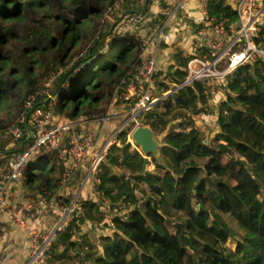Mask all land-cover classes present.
Masks as SVG:
<instances>
[{"label": "trees", "instance_id": "trees-1", "mask_svg": "<svg viewBox=\"0 0 264 264\" xmlns=\"http://www.w3.org/2000/svg\"><path fill=\"white\" fill-rule=\"evenodd\" d=\"M122 1L0 0V132L24 111L25 98L56 66L63 68L52 86L56 111L64 114V120L95 128L92 134L97 149L102 147L121 119L103 125L98 119L109 111L116 87L127 85L129 72L141 63V50L146 46L140 36H121L122 32L115 28L111 32L115 22L119 21L120 26L125 17L139 14L140 5L146 2L142 24H152L155 31L162 28L155 44L158 50L169 45L172 35L179 42L187 22H194V16L190 17L188 12L181 18L183 24L179 26L183 28H177L173 20L162 27L168 15L163 11L147 14L152 0H137L132 6L133 0H125L128 13L117 16L108 26V14H113L115 5L119 7ZM156 1L162 8H169L164 0ZM237 1L208 0V13L223 22L226 29L235 27ZM187 3L183 2L180 8L191 10ZM255 43L264 47V23ZM188 58L176 50L169 54V66L165 69L156 57L161 80L169 78L175 85L180 84L186 75ZM160 83L162 96L169 84ZM206 87L204 82H193L162 98L160 105L146 114L147 121L142 125L165 133L166 146L161 149L164 163L158 164L151 157L154 172L143 171V158L130 154L129 143L121 148L111 147L95 172L101 180L99 189L111 203L103 205L99 200H91L89 189L84 190L87 199L76 202L84 218L97 226L104 223L110 205L117 203L114 193L123 191L126 184L125 176L118 174L120 169L132 174L135 181L146 179L148 183L142 208L133 209L123 220L114 218L113 229L104 223L111 233L100 234L97 247L105 264H264V63L238 67L220 86L224 93L219 91L213 98L218 105L209 144L203 143L202 132L194 120L207 104ZM172 109L174 119L170 118ZM185 113L189 129L184 132V122L179 117ZM21 129L23 138L17 142L18 151L30 142L28 126L22 125ZM127 135L123 128L113 140H124ZM2 151L4 159L10 157V153ZM187 152L188 157L184 155ZM74 167L73 160L67 156L59 158L54 151L32 158L22 176L29 189L40 196H51L59 189L65 170ZM160 167L165 171L163 176L157 172ZM124 191L121 200L133 198V190ZM62 203L70 202L62 198ZM74 211L64 230L67 250L76 248L71 241L73 227L81 221ZM148 212L162 224L167 235L150 220ZM56 239L62 241V234L57 233ZM18 248L10 255L16 256ZM66 249L57 254L52 246L47 250L49 261L62 260Z\"/></svg>", "mask_w": 264, "mask_h": 264}, {"label": "built area", "instance_id": "built-area-1", "mask_svg": "<svg viewBox=\"0 0 264 264\" xmlns=\"http://www.w3.org/2000/svg\"><path fill=\"white\" fill-rule=\"evenodd\" d=\"M182 1L185 2L186 0ZM117 5H115V9ZM207 6L208 0L200 2L199 12L194 20L195 29L192 33L191 44L188 47L189 58L186 62L185 78L166 94L171 93L170 95H173L179 89L189 86L193 82H204L207 86L204 94L208 98L214 93L215 88L221 86L224 80L238 67L245 64L264 63V47L255 43L259 27L264 23V0H238L235 6L238 22L235 27L230 29H226L223 22L211 16ZM180 7L177 5L173 10L167 7L163 8V11L168 13L172 20L177 18L176 12ZM138 15L125 18V22L123 21L125 23L124 29H127L128 26L134 27L139 19H143V15ZM119 30L122 31L120 28ZM223 62L226 65L218 69V65ZM156 72V57L155 53H152L147 60L142 62L140 68L131 74L125 92L122 93L123 96L120 94L112 111L98 119V122L103 125L112 119L122 117L121 110H123L129 118L121 127H129L131 123L137 122L143 115L150 113L156 106L160 105V101L166 94L162 96H155L154 94ZM46 87H48L47 84L43 88H36L26 98L24 111L5 130V134L12 136L16 142H20L23 138L21 127L22 125L28 126L30 141L8 163V174L0 180V208L7 212H10L6 203L9 188L11 189L12 185L22 178L23 171L32 158H38L55 151L59 158L67 156L73 160L75 167L66 169L63 174L62 183H65L74 171L82 168L89 159L92 162L88 175H93L106 154L108 145L113 140L111 137L105 146L103 145L104 147L98 150L94 135L83 128L82 124L74 122L55 123L54 98L51 99L52 103H47L48 100L45 101L44 99L40 102L41 97L48 96L45 93ZM122 204L123 206L118 207L119 209L128 207L125 202ZM116 205L119 206L120 203ZM12 218L18 225L25 227L24 222L16 214H12ZM60 227L62 228V224H58L53 232L47 236L30 231L32 259L28 264H51L50 256L47 254L49 249L47 246L55 239L56 234L61 229Z\"/></svg>", "mask_w": 264, "mask_h": 264}, {"label": "rangeland", "instance_id": "rangeland-1", "mask_svg": "<svg viewBox=\"0 0 264 264\" xmlns=\"http://www.w3.org/2000/svg\"><path fill=\"white\" fill-rule=\"evenodd\" d=\"M146 1H148V0H146ZM181 1L179 3H177L175 6H174V3H170V4L168 3L170 10H173L177 5L182 6L183 1L182 2ZM136 2L138 3L137 0H133V2L131 3V6L132 5H136ZM151 2L152 1H150V4H151ZM145 3L146 2H144L142 5H140L141 6L140 7L141 10L138 11V13H139L138 16L143 15V18L146 16V13L144 11H142L144 9ZM128 4H129V2H128ZM127 6L128 5L125 3V0H123L122 3L119 5V7H117V9L114 11L113 14H108L109 18L107 19V23L106 24H108V26H109L110 24H112L114 22V20H115V18L117 16H120V18H121V17H123V15L127 14L128 13V12H126L127 11L126 10ZM155 8L158 9L157 6ZM182 8H179L178 11L176 12L177 18H178V15L179 16L181 15ZM162 11H163V8H162ZM148 14H152V13L150 12ZM132 15H135V13L132 14ZM132 15H129V16H132ZM167 15H168V13H167ZM129 16H127L125 18H128ZM176 19H172V20H173V22H176L175 23L176 27L179 28L180 27L179 25H182L183 22L180 19H177V20ZM194 20H195V18H194ZM142 21H143V19H139L134 27L128 26L127 29H124L125 23H122L119 26L118 25L119 21H118V22H115L114 27L110 31L113 32V31H115L114 28L116 30H119V28H120V29H122L121 36H123V35L140 36L145 41L146 44L149 43V46H150V44L151 45H155L156 44V40L158 39L157 37H158V34H159L160 30H156L155 31L152 28V24H150V23H143L142 24ZM170 21H171L170 17L167 16V18H166V20H165V22H164L162 27L165 26V23L168 24V22H170ZM175 24L173 25L171 23V26L173 25V28H174ZM187 25L188 26H187L186 31H184L182 33L181 40L179 42H177V45H176L177 50L178 51L180 50L185 55L189 54L188 53L189 52L188 47L190 46L191 40H192V39H190V36H192V33H193L194 29H195V23L194 22H189L188 21ZM166 29H168V27ZM145 51H148V47L142 48V50H141V60L142 61H141V63L139 64V66L137 68H140V65L142 64V62H144L148 58V54L149 53L145 54ZM225 65H226L225 62L219 64L218 65V69L223 68ZM168 66L169 65L166 64L165 65V69ZM62 69H63L62 67L53 66L51 68V70L41 80H39L37 82V85H35L36 88H39V87L43 88L44 85H46V84L48 85V87H46V89H45V93L48 96L44 95L43 97H41L40 102H42L44 100L45 101L48 100V101H46L47 103H49V102L52 103L51 99L54 98L53 94H52V88H53L52 86L54 85V82H55V79H56L55 78L56 75L60 76L62 74V72H63ZM136 69L130 70V72H129L130 76H131V74L135 73ZM165 71H167V70H165ZM162 81L167 82V84H169V87H168L169 90L167 92L173 90L174 87L176 86L169 78H166L165 80H161V75H160V73L157 72L155 90H154L155 96H159V94L161 95V93L164 91L162 89L161 83H160ZM222 86H223V84H222ZM36 88H35V90H36ZM125 88H126V84L123 85L121 88L116 87V91L114 93V99H113L112 104L109 107V111L107 112V114H109L110 111H112L113 105L117 104L120 94L123 96L122 93L125 92L124 91ZM47 89H48V91H46ZM219 91H220V93H224V89H222V87L218 86V87L215 88L214 93L207 98V100H208L207 104L202 109L203 112H205V113L201 112V113L196 114L194 116V120H195V123H196L195 126L197 128L199 127L200 131L202 132L203 143H207V144L210 143V141H211L210 133H212L214 131L215 127H216L215 110H216V106L218 105V102H214L213 98L217 94V92H219ZM166 93H163V94H166ZM30 95L31 94H29L28 96H30ZM26 98H25V100H26ZM220 98H222V96H220L219 99ZM42 99H44V100H42ZM53 101L55 103V105H54L55 123L62 124L64 122H71V121H68L67 119L64 120L63 119V115L64 114L61 115V114H59L56 111V109H55V107H56V99L54 98ZM39 106H41V104H39ZM23 109H24V102L22 104V111H23ZM172 111L173 112L171 113L170 118L174 119L175 115H176L174 113L175 110L172 109ZM121 112H122V114H121L122 117H119L121 119V123L115 128L114 132L106 139L105 143L103 144L104 146L110 140L111 137L114 138V136L116 135V132H119V131H121L123 129V127H121V126L129 118V116L125 112H123V110H121ZM205 114H208L207 117H206ZM19 116L17 118H19ZM187 116H188L187 113H185V114H181L180 117H179L181 122H184L183 129H182V131H184V132L189 129V126L187 125ZM17 118L14 119L11 124H13L17 120ZM146 121H147V118H146V114H145V115H143L142 118L138 119L137 122L131 123L129 127H124V129L128 131L127 137L124 140H121V141L111 140V143L108 145V150L111 147L121 148L126 143H129L130 144V148H129L128 151L130 152V154H133V156H135V157L141 156L143 158V154L141 153L140 149L138 147H136L134 145V143L132 142V140L130 138V134H131L132 130L137 125L145 124ZM74 123H78V124L81 125V122H74ZM177 129H179L178 126H177ZM155 134L156 135H160L161 138H164V135H165V133L159 134V131H155ZM0 135L5 136V138H6L5 140H7V141H10V140L14 141V138L12 136L7 135V134L5 135L4 131L0 132ZM103 145H102V147H104ZM168 154L171 155L172 151H168ZM184 155L186 157H188L189 153L187 152ZM224 159H225V161H227V158H224ZM102 160H103V158H102ZM5 162L7 164L6 160H5ZM91 162H92V160L89 159V161L82 168L75 170L74 173L72 174V176H70L65 181V183H62L63 176H62V178H61V180L59 182L60 188H62V189L64 188V198L68 199L70 203L68 205H66L65 203L64 204L62 203L63 204V208H62L63 210H62V213H61L59 221L57 219L58 224H62V228L60 227L61 229L58 232V234H62V241L58 242L56 237H55V239L53 240L54 242L52 241L50 243V245H48L47 247H49V249H50L53 246V249H55V252L57 254L61 253L62 251H64L66 249V246H67L65 244L66 243L65 242V238L63 237L64 236V230H65L66 226L69 224V222L71 221V218H72L71 215H72L74 210H75L74 212H75L76 216L79 217L80 220H81L78 223V225L73 227V237L71 238V241L76 243V248L72 249V250H67L66 249L67 250V252H66L67 256L64 255V258H63L64 259V264H105L103 262L101 253H100V251H99V249L97 247L98 236L100 234H104V233H111V231L108 229V225H109V228H111V229L114 228L113 227L114 226L113 225V219L114 218H122V220H123V219H125L126 217L129 216V213L133 209L142 208L143 204H144V202L146 200L147 193H148V183H147L146 179H141L140 181H135L134 176H132V174L128 173L125 170H121L120 169L119 170L120 173H118V174L119 175H124L125 176V182H126V184L124 185L123 191L124 190H133V198L128 199L126 201L121 200L123 198V193L125 191L124 192L123 191H121V192L120 191H116L114 193V195L117 194L116 195L118 197L117 201H116L117 203L113 202L114 204L112 203V205H110V207H109L110 208L109 211H108L109 213L104 215V218H105L104 223L107 222L108 225H107V223L105 225H104V223H100L97 226H93L92 223L90 224V222H89L90 220L88 218H84V216L82 214V209H81V207H79L80 204L76 203V202H79L81 200V198L87 199V195H85L86 193L84 192V190H87V189L90 190L89 192L92 195L91 198H90L91 200H93V199L94 200H99L101 202V204H103V205H106V204L108 205V203H111V202H110V199L108 197H106L105 192L99 189V185L101 184V180H99V179H97L95 177V172L96 171L93 172L94 173L93 175L88 176L89 170L91 169ZM139 163L140 162H138V164ZM163 163H164V161L163 162L162 161L158 162V164H163ZM155 170H156V168H155V166H154V164H153V162L151 160V156H149L148 164L146 165V168H145L144 171L154 172ZM114 171H115V169H114ZM157 172H158V174L160 176H163L164 173H165V171L161 167H160V170L157 171ZM76 174H79V176H77ZM77 179H79L78 183L76 182ZM20 180L18 181V183L20 182ZM9 191H10V188H9ZM9 191H8V193H9ZM117 192H120V193H117ZM23 194L24 195H22V197H20L21 198L20 200L22 202H24L25 201L24 199L26 198L30 202H33V203H31L32 205H35L36 203H39V200L43 199V200H46L48 208H49V205L52 204L51 201H53L54 198H55V196H52V195L49 196L48 194L44 195V196L42 195L41 198L38 197V196H35L33 194H30V195H28L27 193H23ZM259 198H260V200L263 199L262 196H260ZM123 202H126L125 204L128 205V207L125 208V209L124 208L123 209H119L118 207H122L123 206V204H122ZM118 203H120V205L119 206L118 205L115 206V204H118ZM42 215H43V212L40 214V216H42ZM147 216L150 218V220H152L154 222V224L158 228H160L167 235V233L165 232V229L162 226V224H160L159 222H156L153 219V216L149 212L147 213ZM62 218L64 220L61 221ZM106 219H107V221H106ZM55 222H56V220H55ZM53 224H54V222H53ZM54 225H53V228H43L38 233H40L41 235L47 236V235L51 234L53 232V230L57 227L56 224H54ZM62 242H64V245H63ZM54 246H55V248H54ZM50 263L51 264H59V261L53 258Z\"/></svg>", "mask_w": 264, "mask_h": 264}, {"label": "crops", "instance_id": "crops-1", "mask_svg": "<svg viewBox=\"0 0 264 264\" xmlns=\"http://www.w3.org/2000/svg\"><path fill=\"white\" fill-rule=\"evenodd\" d=\"M164 1L167 2V4L174 3L175 5L180 2V0H164ZM186 1L191 5L192 9L190 10L189 9L190 7L184 8V10H182L181 12V15L180 16L178 15L177 19L181 20L183 13L188 14V12L190 13L188 14L190 17L191 16H194V18L197 17L200 8V3H199L200 0H186ZM156 6L158 7V9L155 8ZM147 7H148L147 14L150 12L152 14H155L160 10L162 11L163 6L159 4L158 1L152 0L151 4L149 3ZM158 30H160L158 34L159 36L158 38H160L162 28H159ZM171 35L172 34H169V36ZM176 39L178 38L174 37L173 35L172 37H169L168 38L169 45L163 50L156 49V45L153 48L151 44L149 46V43H147L146 44L147 46L145 47H148V51H145V54L149 53L148 54L149 57L152 53H155V57H157L160 60V63L163 65V67H165L166 64H169V60H168L169 54L177 50L176 45L178 41ZM84 126L85 125H82L83 128H86L87 131H90L91 133H93L92 131L95 130L94 127H93L94 129H91L90 127L88 128ZM99 134H100V130L99 131L97 130V135ZM5 139H6L5 136L0 135V148H3L4 151L10 153V157L4 159L6 156L5 154H3L2 151L3 149H0V180L3 176L8 174V163L19 152L18 151L19 149H17L18 143L15 140L7 141ZM5 160L7 161V164ZM23 193H27L28 195L33 194L40 198L42 197L38 194V192L36 191L32 192V190L28 188V186L25 184L24 177H22L19 183L17 182L12 185L9 193L6 195V203L8 204V208L10 209L9 210L10 212H7L6 210L0 208V264H23L26 259H29L26 263L28 264L32 259V250L30 247V242H31L30 231H34V233H38L43 228H53L54 224L56 225L58 224V221L60 219L63 210L62 198H64V188L62 189L59 187V189L55 192V194L52 195L55 196V198L53 201H51L52 204L49 205V208L46 200L43 199L39 200V203H36L35 205H32L31 203L33 202H30L26 198L24 199L25 201L22 202L20 200L21 199L20 197L24 195ZM42 212L43 215L40 216ZM12 214H16L17 217H19L24 222L25 227L18 225V223L12 218ZM62 220L64 219L62 218L61 221ZM15 248H18V254L13 257L10 254L13 252ZM59 264H64V259L60 260Z\"/></svg>", "mask_w": 264, "mask_h": 264}, {"label": "water", "instance_id": "water-1", "mask_svg": "<svg viewBox=\"0 0 264 264\" xmlns=\"http://www.w3.org/2000/svg\"><path fill=\"white\" fill-rule=\"evenodd\" d=\"M170 94L171 93H168L164 97L169 96ZM130 138L134 145L138 147L143 154V171L148 164L149 156L153 157L157 162H163L161 149L166 146V144L163 142V138H161L160 135L155 134L150 125H137L132 130Z\"/></svg>", "mask_w": 264, "mask_h": 264}]
</instances>
